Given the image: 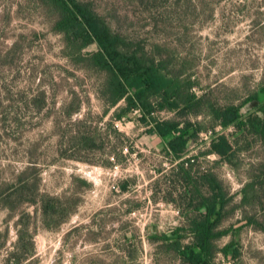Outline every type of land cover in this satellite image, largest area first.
<instances>
[{
	"label": "rangeland",
	"instance_id": "rangeland-1",
	"mask_svg": "<svg viewBox=\"0 0 264 264\" xmlns=\"http://www.w3.org/2000/svg\"><path fill=\"white\" fill-rule=\"evenodd\" d=\"M82 1L129 51L191 76L207 105L239 106L255 92L264 101V0ZM55 18L41 0H0V264H179L162 239L195 215L188 187L137 112L123 122L113 121L114 110L104 116L103 76L75 69ZM257 107L240 113L247 118ZM202 111L189 119L237 143L231 162L206 155L212 136L204 131L188 152L198 157L195 172L216 174L234 197L222 228L237 233L239 256L219 254L215 263L264 264V234L240 227L247 215L264 224L263 187L254 179L264 146ZM252 181L248 205L241 192Z\"/></svg>",
	"mask_w": 264,
	"mask_h": 264
},
{
	"label": "trees",
	"instance_id": "trees-1",
	"mask_svg": "<svg viewBox=\"0 0 264 264\" xmlns=\"http://www.w3.org/2000/svg\"><path fill=\"white\" fill-rule=\"evenodd\" d=\"M41 2L55 14L53 31L63 36L66 57L72 60L75 69L103 76L98 95L106 105L104 116L114 110L113 121L123 122L137 112L138 122L146 128V134L163 140L164 152L173 167L176 165L179 181L188 187L190 206L195 215L187 217L186 225L172 231L173 238L168 235L162 239L165 252L173 254L179 264H216L219 254L225 259L237 260V233L232 228H222L227 207L234 197L216 174L208 170L195 172L198 157L188 154L190 143L197 142L204 131L212 133L206 155L231 162L236 156V142L232 143L227 135L217 133L216 126L208 131L189 117H198L206 109L212 122L221 128L234 127L247 136L257 137L264 146V101L260 102L259 93L255 92L239 106L207 105L203 97L192 92L195 83L191 76L183 77L170 71L164 61L146 59L136 51H129L130 43L112 31L106 20L94 10L93 3L82 0ZM91 45L97 47L96 52L85 53ZM261 93L264 94V87ZM122 102L125 105L118 107ZM252 102L258 104L256 112L243 118L241 108ZM161 113H172L183 120L160 118ZM112 129L115 134H120L115 125ZM254 179L263 187L264 195V164ZM254 187L252 181L241 192L243 202L248 205L253 200L249 190ZM241 222L240 227L252 226L264 234V224L255 216L247 215ZM229 235L234 240L220 248L218 241Z\"/></svg>",
	"mask_w": 264,
	"mask_h": 264
},
{
	"label": "built area",
	"instance_id": "built-area-1",
	"mask_svg": "<svg viewBox=\"0 0 264 264\" xmlns=\"http://www.w3.org/2000/svg\"><path fill=\"white\" fill-rule=\"evenodd\" d=\"M212 133H209V135L211 136Z\"/></svg>",
	"mask_w": 264,
	"mask_h": 264
}]
</instances>
